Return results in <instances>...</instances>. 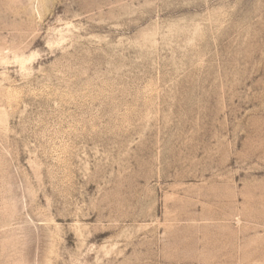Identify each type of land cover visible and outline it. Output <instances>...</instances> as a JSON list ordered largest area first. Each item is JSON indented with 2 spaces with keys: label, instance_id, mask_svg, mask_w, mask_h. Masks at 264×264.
<instances>
[{
  "label": "rangeland",
  "instance_id": "obj_1",
  "mask_svg": "<svg viewBox=\"0 0 264 264\" xmlns=\"http://www.w3.org/2000/svg\"><path fill=\"white\" fill-rule=\"evenodd\" d=\"M0 264H264V0H0Z\"/></svg>",
  "mask_w": 264,
  "mask_h": 264
}]
</instances>
